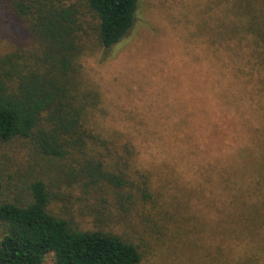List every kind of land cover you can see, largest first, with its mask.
Here are the masks:
<instances>
[{"label":"rangeland","instance_id":"obj_1","mask_svg":"<svg viewBox=\"0 0 264 264\" xmlns=\"http://www.w3.org/2000/svg\"><path fill=\"white\" fill-rule=\"evenodd\" d=\"M11 10L0 0V72L7 57L38 52ZM88 30L79 60L88 122L102 138L95 147L107 145V169L128 184L86 191L69 159L59 168L1 142L0 172L43 175L56 212L135 242L145 264H264V0H141L135 27L109 50Z\"/></svg>","mask_w":264,"mask_h":264},{"label":"trees","instance_id":"obj_2","mask_svg":"<svg viewBox=\"0 0 264 264\" xmlns=\"http://www.w3.org/2000/svg\"><path fill=\"white\" fill-rule=\"evenodd\" d=\"M10 2L11 11L38 42V54L32 61L13 56L5 60L8 68L0 72V142L5 147L20 144L30 156L59 162V168L69 159L73 177L86 191L124 188V174L107 169V145L95 147L102 138L88 122L91 104L81 88L79 60L85 55L81 39L89 35V27L101 47L113 48L135 27L141 0H83L85 7L75 0ZM221 94L225 109L233 107L230 92ZM61 172L64 177L69 173ZM19 177L0 174V264H42L48 254H53L54 264H145L142 247L135 242L104 226L83 228L73 213L56 212L43 175ZM141 178L138 190L146 201L153 194L145 176ZM248 215L241 217L244 229V220L254 223ZM253 233L259 236L255 229ZM254 242L259 247L256 238Z\"/></svg>","mask_w":264,"mask_h":264}]
</instances>
